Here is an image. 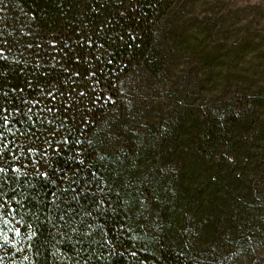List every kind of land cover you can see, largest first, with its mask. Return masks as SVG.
<instances>
[{
	"label": "trees",
	"instance_id": "obj_1",
	"mask_svg": "<svg viewBox=\"0 0 264 264\" xmlns=\"http://www.w3.org/2000/svg\"><path fill=\"white\" fill-rule=\"evenodd\" d=\"M260 8L0 0V264H264Z\"/></svg>",
	"mask_w": 264,
	"mask_h": 264
},
{
	"label": "rangeland",
	"instance_id": "obj_2",
	"mask_svg": "<svg viewBox=\"0 0 264 264\" xmlns=\"http://www.w3.org/2000/svg\"><path fill=\"white\" fill-rule=\"evenodd\" d=\"M237 5L245 6L246 12L249 13V15H253L254 10H252L253 6L258 5L261 6V8L258 10L259 16L257 17L259 19V27H264V0H235Z\"/></svg>",
	"mask_w": 264,
	"mask_h": 264
},
{
	"label": "snow or ice",
	"instance_id": "obj_3",
	"mask_svg": "<svg viewBox=\"0 0 264 264\" xmlns=\"http://www.w3.org/2000/svg\"><path fill=\"white\" fill-rule=\"evenodd\" d=\"M3 122L6 124L8 121H7V118L6 117H3ZM0 135H2V133H0ZM4 169L0 168V172H3ZM37 175H42L44 177H47L49 175V173L47 171L43 172V173H37ZM7 241V237H5V242Z\"/></svg>",
	"mask_w": 264,
	"mask_h": 264
}]
</instances>
